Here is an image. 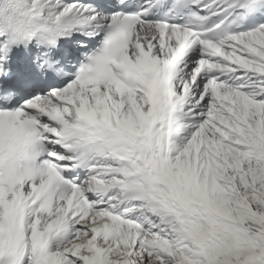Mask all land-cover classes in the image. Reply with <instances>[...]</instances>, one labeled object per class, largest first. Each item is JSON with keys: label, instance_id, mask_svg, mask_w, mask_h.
Segmentation results:
<instances>
[{"label": "snow or ice", "instance_id": "1", "mask_svg": "<svg viewBox=\"0 0 264 264\" xmlns=\"http://www.w3.org/2000/svg\"><path fill=\"white\" fill-rule=\"evenodd\" d=\"M0 264H264V0H0Z\"/></svg>", "mask_w": 264, "mask_h": 264}]
</instances>
